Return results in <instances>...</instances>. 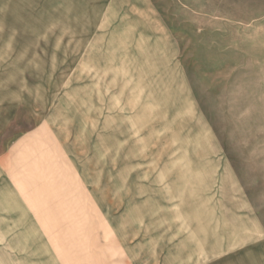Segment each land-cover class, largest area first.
<instances>
[{
  "label": "rangeland",
  "instance_id": "374dc122",
  "mask_svg": "<svg viewBox=\"0 0 264 264\" xmlns=\"http://www.w3.org/2000/svg\"><path fill=\"white\" fill-rule=\"evenodd\" d=\"M0 264H264V0H0Z\"/></svg>",
  "mask_w": 264,
  "mask_h": 264
},
{
  "label": "crops",
  "instance_id": "0c3cea01",
  "mask_svg": "<svg viewBox=\"0 0 264 264\" xmlns=\"http://www.w3.org/2000/svg\"><path fill=\"white\" fill-rule=\"evenodd\" d=\"M73 169H76V168H73ZM77 170H78V169H77ZM77 170H76V173L78 172ZM80 176H81V177H82V179L84 180V181H83V180L81 179V182H83L82 184H83V185H84V184H86V185H87V180H86V177H84V175H81V174H80ZM84 187L86 188V186H84Z\"/></svg>",
  "mask_w": 264,
  "mask_h": 264
}]
</instances>
